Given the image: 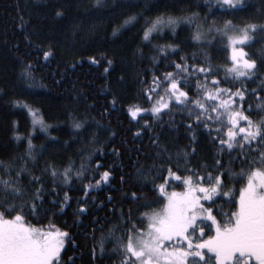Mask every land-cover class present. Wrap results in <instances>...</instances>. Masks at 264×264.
Returning <instances> with one entry per match:
<instances>
[{
    "label": "snow or ice",
    "instance_id": "snow-or-ice-1",
    "mask_svg": "<svg viewBox=\"0 0 264 264\" xmlns=\"http://www.w3.org/2000/svg\"><path fill=\"white\" fill-rule=\"evenodd\" d=\"M205 5L208 12L204 23H199L197 12L180 17L170 14L171 5L164 0H93L90 11L98 18L106 12L113 16L119 12L122 19L112 28L113 37L140 25L137 52L141 60L148 61V67L136 72L135 83L143 103L129 104L125 109L129 124L137 126L134 131L132 127L126 131L133 142L148 133L152 151L143 156L151 164H142V149H137L133 162L136 190L124 196L130 205L127 212L123 208L117 211L113 205L109 215L116 218L115 223L93 220V226H111L108 236H101L98 246L93 247L91 264H105L112 258L113 264H264V48L259 55L247 50L264 45V13L242 15L251 8V0H205ZM153 10L155 16L145 15ZM64 15L62 8L55 10L56 18ZM208 16L222 18V23L220 19L208 23ZM235 18L241 22L235 23ZM181 20L195 24L191 46L196 50L190 55L175 39ZM165 29L172 32V38ZM153 40L166 42L152 44ZM149 44L152 55L145 56L143 47ZM213 49L227 53L222 65L213 63ZM53 54L51 47L44 50V61ZM102 59L106 61L104 72L109 73L114 61L107 55ZM90 62L100 63L95 56ZM34 67L28 62L21 69V78L29 87L36 83ZM119 79L124 81L123 76ZM109 103L114 110L118 97L113 95ZM25 108L32 117L33 131L39 125L47 135L51 125L39 117L38 110L28 105ZM105 114H109L107 107L102 117ZM68 115L76 130L73 135H80L86 120ZM97 127L114 143V130L98 122ZM181 127L186 144H162V133ZM201 137L210 146L209 160L204 162L198 159ZM15 139L21 137L16 135ZM56 143L51 137L50 144L42 145L37 152L30 132L21 156L0 159V264H62L65 245H77L68 231L56 226L54 218L71 207L70 192L83 194L76 201L75 215L79 217L88 211L92 192L111 183V166L104 168L101 162L103 146L87 154L82 149L78 153L79 167L71 159L58 164L54 158L44 161L41 167L40 157ZM88 143L95 145V138ZM112 154L121 155L120 149L113 147ZM237 164L238 172L234 171ZM120 179L126 183L123 175ZM237 180L244 186L235 210H231L233 193L228 184ZM181 186L182 191L168 190ZM147 193L156 196L149 201ZM112 199L110 195L109 202ZM152 204L159 207L152 209ZM142 208L150 211L141 212ZM51 209L57 212H52L50 219ZM29 217L48 219L49 223L37 226L29 222ZM95 230L93 227V233ZM109 240L111 250L106 245ZM67 264H76V259L69 256Z\"/></svg>",
    "mask_w": 264,
    "mask_h": 264
},
{
    "label": "trees",
    "instance_id": "trees-1",
    "mask_svg": "<svg viewBox=\"0 0 264 264\" xmlns=\"http://www.w3.org/2000/svg\"><path fill=\"white\" fill-rule=\"evenodd\" d=\"M112 0H109L111 3ZM143 3V0H141ZM155 3V0H151ZM171 5L170 14L180 17L190 15L192 12L199 13V23H204L208 9L205 0H164ZM93 0H0V159L10 160L21 156L27 147V136L32 133V142L35 150L39 152L42 145H49L51 137H55L57 143L49 146L40 157V166L44 161L55 159L58 164H63L69 159L75 161L76 167L81 163L78 153L83 149L85 154L93 148H105L101 162L104 168L111 166L113 177L109 185L92 192L88 197V211L77 217L76 201L81 199L82 192L72 191L71 207L65 209L63 214H57L53 222L62 230L68 231L76 241V247L71 242L65 245L62 252V264H67L69 256L76 259V264H91V251L98 246L101 236H108V223L93 226V220L106 219L115 223V217L110 216L113 205L117 211L123 208L127 212L130 205L125 202V193L130 194L136 190V175L133 162L137 159V149H142L141 163L151 164L145 161V153L152 151V145L148 141V133L142 140L133 142L131 133L126 131L135 124H129L126 108L129 104L143 103L138 96L139 85L135 83L137 71H144L148 67V61L141 60L137 52L141 45L140 25L132 27L118 37L111 35L112 28L121 22L119 12L115 16L107 13L102 17L90 11ZM215 3V0H213ZM162 7V5H161ZM62 8L65 12L63 18L55 17V10ZM131 9L130 11H140ZM264 13V0H251V8L242 15H259ZM155 10L146 12L147 16H155ZM229 18V17H224ZM222 18L208 16L207 21ZM143 21L141 20V23ZM240 23L239 18L234 19ZM79 26L77 29L76 26ZM195 24H188L181 20L176 29V37L181 42L182 51L189 55L196 49L192 47L191 32ZM75 32V34H74ZM169 38L173 37L171 31L165 29ZM159 35V34H156ZM26 37H28L26 39ZM165 43V40H153L152 44ZM48 47L53 50V56L48 61L43 59V51ZM220 47L219 45L216 46ZM264 45L257 44L248 51L259 55ZM152 45L143 47L145 56L152 55ZM135 53V55H134ZM104 55L113 59L114 64L109 73L104 72L106 61ZM214 64H223L227 53L212 50ZM95 56L99 64H92L90 57ZM31 62L34 67L36 83L29 87L21 78V69L24 64ZM75 67H71V65ZM163 70V65H161ZM124 81H120V77ZM55 81H61L56 84ZM195 86V81H193ZM255 87V84L251 85ZM118 97V103L113 110L109 101L112 96ZM17 102L19 104L17 105ZM25 105L38 110L39 117L51 127L48 134L40 130L39 125L33 131L32 117ZM147 106V105H145ZM105 107L109 114L102 117ZM68 113H72L76 119L86 120L85 129L80 130V135H73L76 131L72 128V121ZM177 123L179 116L177 113ZM167 119V118H165ZM97 122L103 128L114 130L117 135L114 143L109 142V134L100 131ZM141 125L143 121L140 122ZM21 139L17 141L15 136ZM186 135L181 127L171 132L162 133V144L172 147L176 144H186L183 139ZM95 138V145L88 143ZM200 152L198 159L201 162L209 160L210 146L201 137ZM118 147L121 155L112 154V148ZM175 151V148H172ZM99 153H97V157ZM93 158V164L95 159ZM19 163V161H17ZM210 162V161H209ZM227 163V158H225ZM138 167V165H137ZM239 165L234 166V171H239ZM103 171V169H101ZM121 175L126 183L121 182ZM99 175L97 174V177ZM244 183L237 180L228 184L232 189V209L238 201L240 189ZM79 187V184L76 185ZM183 189L182 186L169 191ZM113 199L109 202L108 197ZM63 193H61V197ZM148 200L155 198L156 193H147ZM94 201V203H93ZM219 204V201H218ZM152 209L159 207L152 204ZM50 208V205H45ZM229 207L225 206V211ZM141 212L150 211L142 208ZM57 212L51 209V213ZM137 216L140 213H136ZM29 222L37 226H46L48 219L37 221L29 217ZM95 227V233H93ZM111 250V241L106 242ZM112 259H107L105 264H113Z\"/></svg>",
    "mask_w": 264,
    "mask_h": 264
},
{
    "label": "rangeland",
    "instance_id": "rangeland-1",
    "mask_svg": "<svg viewBox=\"0 0 264 264\" xmlns=\"http://www.w3.org/2000/svg\"><path fill=\"white\" fill-rule=\"evenodd\" d=\"M244 186V185H243ZM183 189H180V190H175V191H182ZM240 194V193H239ZM238 199H239V197H238ZM214 234V233H213Z\"/></svg>",
    "mask_w": 264,
    "mask_h": 264
}]
</instances>
